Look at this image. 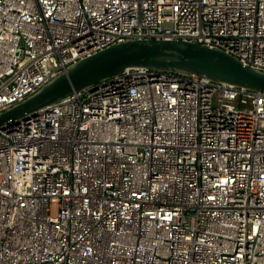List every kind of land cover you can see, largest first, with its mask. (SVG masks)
<instances>
[{
    "label": "built area",
    "instance_id": "obj_1",
    "mask_svg": "<svg viewBox=\"0 0 264 264\" xmlns=\"http://www.w3.org/2000/svg\"><path fill=\"white\" fill-rule=\"evenodd\" d=\"M130 40L264 72V0H0V113ZM0 264H264V91L130 68L0 129Z\"/></svg>",
    "mask_w": 264,
    "mask_h": 264
},
{
    "label": "water",
    "instance_id": "obj_2",
    "mask_svg": "<svg viewBox=\"0 0 264 264\" xmlns=\"http://www.w3.org/2000/svg\"><path fill=\"white\" fill-rule=\"evenodd\" d=\"M130 68L194 74L247 91H264V72L244 67L218 50L181 41L130 40L76 62L34 94L0 113V129L36 116L40 110L49 112L60 99L82 89L93 91L100 82Z\"/></svg>",
    "mask_w": 264,
    "mask_h": 264
}]
</instances>
